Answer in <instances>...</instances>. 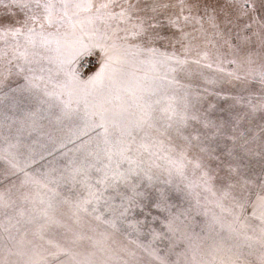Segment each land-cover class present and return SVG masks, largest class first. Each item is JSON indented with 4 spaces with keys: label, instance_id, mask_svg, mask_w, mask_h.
Wrapping results in <instances>:
<instances>
[{
    "label": "snow or ice",
    "instance_id": "obj_1",
    "mask_svg": "<svg viewBox=\"0 0 264 264\" xmlns=\"http://www.w3.org/2000/svg\"><path fill=\"white\" fill-rule=\"evenodd\" d=\"M231 3L0 0V264H264V0Z\"/></svg>",
    "mask_w": 264,
    "mask_h": 264
},
{
    "label": "rangeland",
    "instance_id": "obj_2",
    "mask_svg": "<svg viewBox=\"0 0 264 264\" xmlns=\"http://www.w3.org/2000/svg\"><path fill=\"white\" fill-rule=\"evenodd\" d=\"M250 2H251V0H250ZM193 3H195L197 5L200 12H203V10L205 8H208L209 10L215 9L219 20L222 22L225 20V18L227 16H233L234 17V11H233L231 0H193ZM262 13H264V10H259L257 12V15H260ZM194 14H195V10H194ZM3 15H5V9L0 7V16H3ZM204 27L209 29L208 34L210 37L211 36V30H210L209 25L205 24ZM189 30H191V29H189ZM194 56H195V53H193V58H194ZM89 57L95 58L97 61V65H98L99 59H100L98 53H94L91 56L83 57L81 59V62L84 61L85 59L89 58ZM80 63L78 65L79 68H80ZM205 71L209 72L211 70L205 69ZM15 87H16V83L13 82L11 84V88H15ZM229 87H231V86H226L225 91L221 92V96L234 95L236 92L239 91L238 87H231V90L229 91ZM11 88H5L3 90H0V123L4 124V127L2 129H0V132H2V135H0V148H6L7 147V145L4 143L3 137L9 135L8 125L12 124L13 121L19 119V112L13 106V93L11 91ZM212 100H213V102H218L222 106H225V107L227 106V104L224 100L217 101L216 97H212ZM8 116L10 118H8ZM12 134L16 135V127L15 126L12 127ZM35 136L36 135L33 134V136L30 137V139H29L27 137V134H25V136L23 138V143H24L25 147L23 150H24L25 154H27V152L29 151V146H30L32 152L36 156V162L32 163L30 165L29 170L32 172H40V171L45 170V168H46L45 166L47 165V160L51 159V157H48L47 151H45V148L42 147V145H44L46 143L44 138L42 139V137H37V136L35 137ZM68 147L71 148L72 145H69ZM41 153H43V155L46 157L45 160L40 159ZM144 264H148V258L147 257H145Z\"/></svg>",
    "mask_w": 264,
    "mask_h": 264
},
{
    "label": "built area",
    "instance_id": "obj_3",
    "mask_svg": "<svg viewBox=\"0 0 264 264\" xmlns=\"http://www.w3.org/2000/svg\"><path fill=\"white\" fill-rule=\"evenodd\" d=\"M97 65V61L95 58L93 57H89L87 59H85L84 61H82L80 63V69L83 71V72H89L91 69H94Z\"/></svg>",
    "mask_w": 264,
    "mask_h": 264
},
{
    "label": "trees",
    "instance_id": "obj_4",
    "mask_svg": "<svg viewBox=\"0 0 264 264\" xmlns=\"http://www.w3.org/2000/svg\"><path fill=\"white\" fill-rule=\"evenodd\" d=\"M8 118H10V117L8 116ZM27 137H28V136H27ZM35 137H36V136H35ZM28 138L30 139V137H28ZM42 139H43V138H42ZM46 166H47V165H46ZM46 166H45V167H46Z\"/></svg>",
    "mask_w": 264,
    "mask_h": 264
}]
</instances>
